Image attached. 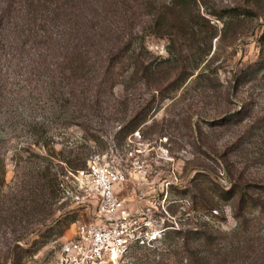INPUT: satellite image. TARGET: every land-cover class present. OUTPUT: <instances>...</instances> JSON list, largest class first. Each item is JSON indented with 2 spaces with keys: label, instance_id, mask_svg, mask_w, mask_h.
I'll list each match as a JSON object with an SVG mask.
<instances>
[{
  "label": "rangeland",
  "instance_id": "obj_1",
  "mask_svg": "<svg viewBox=\"0 0 264 264\" xmlns=\"http://www.w3.org/2000/svg\"><path fill=\"white\" fill-rule=\"evenodd\" d=\"M47 4L0 0V264H51L99 218L78 180L95 155L126 170L116 192L147 236L110 264L229 249L224 192L264 187V0Z\"/></svg>",
  "mask_w": 264,
  "mask_h": 264
},
{
  "label": "built area",
  "instance_id": "obj_2",
  "mask_svg": "<svg viewBox=\"0 0 264 264\" xmlns=\"http://www.w3.org/2000/svg\"><path fill=\"white\" fill-rule=\"evenodd\" d=\"M79 173L78 180L94 189L99 197V218L80 222L75 236L61 245L51 264H110L128 255L133 244H144V227L140 232L137 225L131 229L129 223L136 224L137 219L116 192L117 186L127 179L126 170L95 155L88 160L87 170ZM151 234V239L157 238L155 232Z\"/></svg>",
  "mask_w": 264,
  "mask_h": 264
},
{
  "label": "trees",
  "instance_id": "obj_3",
  "mask_svg": "<svg viewBox=\"0 0 264 264\" xmlns=\"http://www.w3.org/2000/svg\"><path fill=\"white\" fill-rule=\"evenodd\" d=\"M67 1L72 2L74 0ZM51 2L52 0H24V4L28 6L27 14L30 13L32 16H35V12L48 8L47 3ZM57 6L58 4H56V9L58 8ZM28 19L30 18L27 17V20ZM33 19L36 20V17H33ZM224 193L231 194V199H238L237 204L234 206V217L237 220V226L231 232L230 242L224 244L229 247V249L224 248L225 251L219 250L218 253H214L212 249H208L204 251V254H197L196 251H198V249L196 250L194 247H190L189 240H187L186 246H188L189 253L187 264H236V261H241L245 264H264V250L260 248L257 249L255 245L256 239H261L263 237L260 222L261 215H264V197L261 196H264V187L263 190H260L259 196H255L241 189L237 190L235 186L230 187ZM221 199H225L223 195L219 196V200ZM214 207H209V210H217V208ZM259 208L260 212H257V215L255 211ZM188 233L195 234L196 238L194 241H196V243L199 242V245L204 247L218 240V236L204 230V228L203 230H190ZM247 257L249 260H247Z\"/></svg>",
  "mask_w": 264,
  "mask_h": 264
},
{
  "label": "bare ground",
  "instance_id": "obj_4",
  "mask_svg": "<svg viewBox=\"0 0 264 264\" xmlns=\"http://www.w3.org/2000/svg\"><path fill=\"white\" fill-rule=\"evenodd\" d=\"M117 255H114V258H116Z\"/></svg>",
  "mask_w": 264,
  "mask_h": 264
}]
</instances>
